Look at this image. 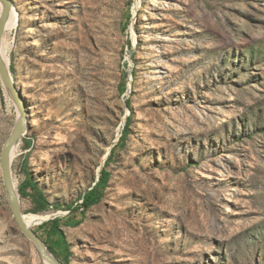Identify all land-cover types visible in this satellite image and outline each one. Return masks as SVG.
Segmentation results:
<instances>
[{"label":"rangeland","instance_id":"374dc122","mask_svg":"<svg viewBox=\"0 0 264 264\" xmlns=\"http://www.w3.org/2000/svg\"><path fill=\"white\" fill-rule=\"evenodd\" d=\"M11 1L2 41L28 119L12 177L60 205L20 196L33 230L57 214L69 264H264V0ZM17 115L0 80V152ZM0 264H45L1 169Z\"/></svg>","mask_w":264,"mask_h":264},{"label":"water","instance_id":"95a60500","mask_svg":"<svg viewBox=\"0 0 264 264\" xmlns=\"http://www.w3.org/2000/svg\"><path fill=\"white\" fill-rule=\"evenodd\" d=\"M0 5H1L0 49H1L2 37L5 32L6 23L8 22V19L10 17V14H11V11L14 5L11 0H0ZM0 80L9 98L12 100L13 104L15 105L17 109V113H18L17 119L8 137L5 139L1 152H0V169H1L2 182H3L5 192H6L8 204H9L12 215L14 219L16 220V223L20 231L35 246L43 262L45 264H61L59 259L48 249V247L46 246L44 241L39 237V235L34 232L31 225L25 222L24 216H23V213L20 207V196L18 192L16 191L15 183L12 177L11 153L14 147L21 141L22 137L24 136L26 132V128L28 126L27 111H26L27 103H26L25 98L22 95L21 90L18 89L12 77L8 62L2 56L1 52H0ZM126 90H128V88ZM125 107L129 111L126 102H125ZM111 149L105 155L102 166L97 175V178L92 186H94L98 182L103 164L106 161L107 157L110 155ZM57 216L58 215L55 214L51 219H54ZM44 222H41L40 224Z\"/></svg>","mask_w":264,"mask_h":264},{"label":"trees","instance_id":"16d2710c","mask_svg":"<svg viewBox=\"0 0 264 264\" xmlns=\"http://www.w3.org/2000/svg\"><path fill=\"white\" fill-rule=\"evenodd\" d=\"M129 15V12H128ZM129 46V41L127 42ZM126 78L123 80V84H125ZM125 91V90H124ZM127 102V107L131 111V106L129 103V100ZM132 124V116L131 114L126 119L125 128L123 130V134L119 140V142L124 143L129 135L130 126ZM116 147V146H115ZM115 147L112 148L110 155L107 157L105 166L102 168L99 176L98 182L92 186L89 190L85 192V194L80 198L82 199V202L80 204H76L74 208H77L76 210L82 209L81 214L82 217L79 218L78 221L71 227H75L82 223L85 211L89 209L91 206L97 204L107 187L109 178H110V171L107 169V166L109 163L114 161L115 156ZM30 188L32 192L28 194L25 189ZM20 196L25 197L29 195L32 198V201L34 202V207L32 209V213H41L43 211H48L49 206L53 209H59V204H52L50 205L46 197L44 196L42 190L38 187V185L31 180V178H27L24 183L21 185L20 188ZM73 206H71L72 208ZM71 212L74 209H70ZM70 219V218H69ZM66 222V226H70L68 221ZM40 233H38L37 230H34L35 233L39 235V237L44 241L48 249L59 259L61 264H69L70 257L72 255V252L69 247V243L67 242L63 230L61 227V219L60 218H54L51 220H48L44 223H42L39 226Z\"/></svg>","mask_w":264,"mask_h":264},{"label":"bare ground","instance_id":"6f19581e","mask_svg":"<svg viewBox=\"0 0 264 264\" xmlns=\"http://www.w3.org/2000/svg\"><path fill=\"white\" fill-rule=\"evenodd\" d=\"M15 7L13 6L12 8V11H11V14H10V17L8 19V22L6 23V28H5V31L10 29V28H15L17 26V23L20 21L19 19V15L17 12H15ZM0 10H1V5H0ZM111 31V30H110ZM109 37V36H108ZM37 40L36 39H33L32 40V43H35ZM3 45V46H2ZM5 45L3 44V41L1 43V49H0V52L2 54V56L6 59V61L8 62V64L10 65V61H9V58H8V55L5 54ZM81 70V69H80ZM16 108V107H15ZM17 110V109H16ZM18 114V113H17ZM21 142V141H20ZM20 142L14 147V149L12 150V153H11V158L14 156L15 154V150H16V147L18 145H20ZM15 183V182H14ZM16 188V186H15ZM17 191V189H16ZM18 192V191H17ZM24 216V220L27 224H30L32 225V223L36 222L37 220L41 219V217L38 215V214H30L28 216L26 215H23Z\"/></svg>","mask_w":264,"mask_h":264}]
</instances>
